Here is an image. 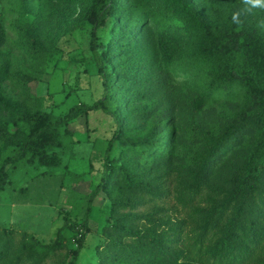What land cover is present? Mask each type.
Wrapping results in <instances>:
<instances>
[{
	"label": "trees",
	"instance_id": "1",
	"mask_svg": "<svg viewBox=\"0 0 264 264\" xmlns=\"http://www.w3.org/2000/svg\"><path fill=\"white\" fill-rule=\"evenodd\" d=\"M17 1L22 11L15 30L38 61L49 50L45 42L50 32L40 23L41 13L30 11L31 0ZM49 1L54 4L47 11L59 28L92 26L91 49L104 93L92 105L70 108L66 116L47 112L42 103L28 113L2 89L11 74L9 56L0 51V190L8 183L9 165L25 162L35 167V177H56L62 165L57 149L62 132L72 135L69 125L81 117L101 111L116 129L105 149L101 182L89 195L69 198L68 210L63 208L66 244L42 245L26 233L18 243L12 232L1 233L0 264H45L50 258L57 264H77L100 193L110 197V208L101 235L105 243L97 248L99 264H264V7L259 21L246 20L244 14L235 20L229 16L220 28L195 0ZM79 5L83 9L73 20ZM156 11L182 25L159 22ZM253 15L247 18L258 14ZM109 21L114 33L124 23L130 35L145 27L143 40H131L154 53L142 63L141 75L135 71L140 62H132L122 50L115 56L122 60H115L112 44L100 43L99 33ZM154 25L160 28L156 34ZM187 31L198 33V39L191 42ZM182 43H192L194 53L211 64L214 93L230 92L233 84L246 89L247 100L234 115H207L209 94H184L175 86L171 65ZM18 76L25 93L34 98L30 85L38 81L36 71ZM119 80L128 85L123 99L134 104L136 130L153 119L137 102L156 101L159 112L149 133L135 134L126 126L114 90ZM201 114L209 117L214 130ZM182 143L189 148L179 150ZM116 145L120 151L112 156ZM230 156L239 163L223 166ZM70 245H76L73 252Z\"/></svg>",
	"mask_w": 264,
	"mask_h": 264
},
{
	"label": "rangeland",
	"instance_id": "2",
	"mask_svg": "<svg viewBox=\"0 0 264 264\" xmlns=\"http://www.w3.org/2000/svg\"><path fill=\"white\" fill-rule=\"evenodd\" d=\"M205 17L213 21L216 26L222 27L229 16H240L244 14L246 20L259 21L263 7H253L250 0H195ZM54 2L46 0H31L30 11L41 13L40 23L50 32V37L46 38V48L49 50L38 61L36 56L31 54L29 49L22 46L20 32L15 30V24L21 19L22 6L17 0H0V17L3 16L4 42L0 51L9 56L11 77L2 84V89L7 97L12 98L21 104L28 113H34L38 104L47 112L55 116H66L69 109L80 104L92 105L103 96L104 88L102 78L91 49L92 26L87 24L83 29L72 30L71 25L58 27V22L52 19L47 8L53 7ZM59 9L65 6L58 5ZM83 5L76 8L73 20L76 19L83 9ZM157 6H155L156 10ZM154 9V8H152ZM258 14L254 18H247L249 15ZM254 16V15H253ZM156 19L162 23L182 25L175 20H170L168 14L156 11ZM113 21H109L106 28L100 31V43L104 45L112 44L113 57L115 60H122L121 56L115 57L120 50L132 62H140L137 70L141 75L144 70L143 62L153 58V51H147L142 47L137 48L131 42L133 37L144 39L145 27L137 30L133 34H128L124 24L120 26V31H112ZM155 34L160 29L154 25ZM216 35V33L214 32ZM190 41L198 39L199 34L187 31L185 37ZM117 38V39H115ZM124 40V41H123ZM37 61V62H36ZM3 60L0 55V66ZM32 68L36 71L38 81L30 85V93L26 94L24 84L19 80V74ZM171 72L180 92L194 93L200 92L209 94L210 99L204 109L208 115L210 113L234 115L245 104L247 91L240 84H233L230 92H215L211 87L212 67L194 53L192 43L187 46L181 44L175 59L171 65ZM127 83L119 80L115 84L114 90L117 92V100L120 101V113L125 119V124L133 133H149L150 123L156 119L159 112L156 101L137 102L136 107L141 112L150 111L153 119L145 121L139 129V121L134 119L132 110L134 104L124 100ZM202 114L200 118L202 119ZM9 120L13 116H8ZM206 123L214 130L210 124L209 117L203 116ZM116 124L113 119L101 111L91 112L87 117H81L69 125L70 136L62 132V145L58 147V152L62 158L60 172L56 177H35L37 171L35 167L22 162L18 165H9L8 183L0 190V234L10 232L14 235L16 242H21L23 233L34 237L42 245H56L58 242L65 243V233L61 228L65 225L66 202L75 194L87 196L101 182L103 178L104 153L112 138ZM189 148L186 143H182L179 150ZM119 146L116 145L112 156L119 153ZM239 163L233 156L228 157L223 166L227 167ZM2 161H0V166ZM69 172V173H68ZM72 173V174H70ZM78 175H82L79 177ZM217 175V174H216ZM21 188H28L26 193H20ZM75 195V196H76ZM113 196H115L113 192ZM110 197L105 193H100L93 203L90 234L86 238L85 247L81 251L77 264H99L97 248L104 245L105 239L101 237L102 230L106 224L105 214L110 208ZM77 224L78 221H75ZM76 245H70L69 251L73 252ZM45 264H57L54 258H50Z\"/></svg>",
	"mask_w": 264,
	"mask_h": 264
},
{
	"label": "clouds",
	"instance_id": "3",
	"mask_svg": "<svg viewBox=\"0 0 264 264\" xmlns=\"http://www.w3.org/2000/svg\"><path fill=\"white\" fill-rule=\"evenodd\" d=\"M250 3H252L253 7H264V0H250ZM235 20V15H234Z\"/></svg>",
	"mask_w": 264,
	"mask_h": 264
}]
</instances>
